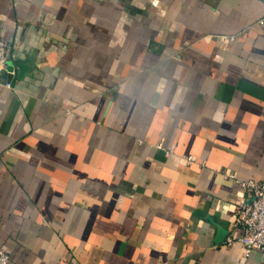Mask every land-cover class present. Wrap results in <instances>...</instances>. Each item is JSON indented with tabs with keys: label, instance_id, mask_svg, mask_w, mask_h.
Masks as SVG:
<instances>
[{
	"label": "crops",
	"instance_id": "1",
	"mask_svg": "<svg viewBox=\"0 0 264 264\" xmlns=\"http://www.w3.org/2000/svg\"><path fill=\"white\" fill-rule=\"evenodd\" d=\"M263 15V0H0L26 69L0 71L9 264H264L230 227L248 198L229 177H264Z\"/></svg>",
	"mask_w": 264,
	"mask_h": 264
},
{
	"label": "built area",
	"instance_id": "2",
	"mask_svg": "<svg viewBox=\"0 0 264 264\" xmlns=\"http://www.w3.org/2000/svg\"><path fill=\"white\" fill-rule=\"evenodd\" d=\"M264 2V0H263ZM264 23V15L259 20ZM10 45L3 39L0 30V71L6 70L9 61ZM9 86V83H5ZM187 162L193 157L186 156ZM229 177L242 190L248 199L243 200L236 207L230 221L231 229L238 230L236 239L243 245V254L248 257L253 251L264 254V177L261 179H238L232 174ZM232 238L227 237L231 243ZM0 264H9L8 252L0 249Z\"/></svg>",
	"mask_w": 264,
	"mask_h": 264
},
{
	"label": "water",
	"instance_id": "3",
	"mask_svg": "<svg viewBox=\"0 0 264 264\" xmlns=\"http://www.w3.org/2000/svg\"><path fill=\"white\" fill-rule=\"evenodd\" d=\"M22 62H20V64L15 60V61H11V60H9L8 61V66H7V70H12L13 69V67L16 65V66H18L19 68H20V70H22V71H26V69H25V65H24V63L23 64H21Z\"/></svg>",
	"mask_w": 264,
	"mask_h": 264
}]
</instances>
